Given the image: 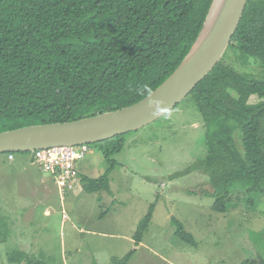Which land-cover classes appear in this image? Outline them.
<instances>
[{"label":"trees","instance_id":"obj_1","mask_svg":"<svg viewBox=\"0 0 264 264\" xmlns=\"http://www.w3.org/2000/svg\"><path fill=\"white\" fill-rule=\"evenodd\" d=\"M213 1L0 0V133L25 127L24 122L76 121L146 98L188 55ZM228 51L264 71V0H249L225 55ZM225 55L186 98L207 129L205 152L187 173L209 178L213 192L205 195L214 198L218 213L227 212L237 184L250 185L246 205H257L264 195V74L240 72ZM123 138L90 145L111 167L99 178L84 177L86 192L110 191L116 165L111 157L122 151ZM154 208L138 227L137 245ZM173 221L176 236L195 245L183 224ZM11 255V262L44 264L25 252ZM133 255L114 264H130Z\"/></svg>","mask_w":264,"mask_h":264},{"label":"rangeland","instance_id":"obj_2","mask_svg":"<svg viewBox=\"0 0 264 264\" xmlns=\"http://www.w3.org/2000/svg\"><path fill=\"white\" fill-rule=\"evenodd\" d=\"M225 61L240 72L264 74L260 64L231 51ZM206 132L194 103L184 100L151 125L124 135L122 151L111 157L116 165L110 191L96 193L86 192L82 183L61 191L28 154L16 153L13 161L1 154L0 264H27L11 262L16 251L44 264H114L132 251L130 264L264 261V195L257 205H246L250 185L237 184L227 212L218 213L214 198L205 195L213 192L209 178L187 173L205 152ZM92 148L80 168L84 177L97 178L111 162ZM152 205L151 223L137 245L134 236ZM173 220L192 234L195 245L176 236Z\"/></svg>","mask_w":264,"mask_h":264},{"label":"water","instance_id":"obj_3","mask_svg":"<svg viewBox=\"0 0 264 264\" xmlns=\"http://www.w3.org/2000/svg\"><path fill=\"white\" fill-rule=\"evenodd\" d=\"M249 0H214L204 27L176 71L149 96L119 110L71 122L0 133V154L97 144L151 125L183 102L225 55Z\"/></svg>","mask_w":264,"mask_h":264},{"label":"built area","instance_id":"obj_4","mask_svg":"<svg viewBox=\"0 0 264 264\" xmlns=\"http://www.w3.org/2000/svg\"><path fill=\"white\" fill-rule=\"evenodd\" d=\"M90 145L62 146L39 149L33 152V159L45 172L54 176L57 187L62 191L81 183L78 163L90 154ZM10 159L14 156L10 155Z\"/></svg>","mask_w":264,"mask_h":264},{"label":"crops","instance_id":"obj_5","mask_svg":"<svg viewBox=\"0 0 264 264\" xmlns=\"http://www.w3.org/2000/svg\"><path fill=\"white\" fill-rule=\"evenodd\" d=\"M93 149V148H92ZM94 151V150H93ZM93 151H92V153H93ZM99 151V150H98ZM29 158H31L32 159V162L34 161V163L35 164H37V165H39L37 162H35V160L33 159V156H29ZM86 159V158H85ZM85 159H83V160H81L79 163H78V165H77V167H78V170H79V173H80V179H81V183H82V179H83V172H82V170H81V168H80V164L83 162V161H85ZM8 160L9 161H13L14 160V158L13 159H10L9 158V156H8ZM40 166V165H39ZM41 167V166H40ZM43 171V170H42ZM103 174H101L99 177H101ZM99 177H97V178H99ZM55 182V181H54ZM80 183V184H81ZM83 184V183H82ZM56 185V184H55ZM81 186V185H80ZM80 186H79V188H80ZM83 186H84V184H83ZM74 188H77V187H71V188H69V189H66V190H69V191H71V190H73ZM142 243H140V245H141Z\"/></svg>","mask_w":264,"mask_h":264}]
</instances>
